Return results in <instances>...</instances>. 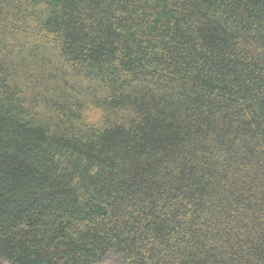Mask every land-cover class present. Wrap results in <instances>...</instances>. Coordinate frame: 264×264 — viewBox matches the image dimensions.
<instances>
[{"label":"trees","instance_id":"16d2710c","mask_svg":"<svg viewBox=\"0 0 264 264\" xmlns=\"http://www.w3.org/2000/svg\"><path fill=\"white\" fill-rule=\"evenodd\" d=\"M264 264V0H0V261Z\"/></svg>","mask_w":264,"mask_h":264},{"label":"rangeland","instance_id":"374dc122","mask_svg":"<svg viewBox=\"0 0 264 264\" xmlns=\"http://www.w3.org/2000/svg\"><path fill=\"white\" fill-rule=\"evenodd\" d=\"M0 264H6L5 262L3 261H0ZM100 264H120L119 261L114 258L113 256H108L106 259L103 260L102 263Z\"/></svg>","mask_w":264,"mask_h":264}]
</instances>
